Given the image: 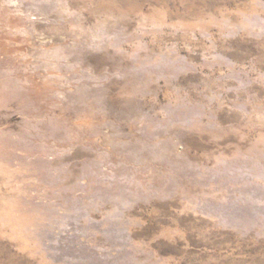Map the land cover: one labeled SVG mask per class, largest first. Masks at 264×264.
Returning <instances> with one entry per match:
<instances>
[{"label":"rangeland","instance_id":"obj_1","mask_svg":"<svg viewBox=\"0 0 264 264\" xmlns=\"http://www.w3.org/2000/svg\"><path fill=\"white\" fill-rule=\"evenodd\" d=\"M0 264H264V0H0Z\"/></svg>","mask_w":264,"mask_h":264}]
</instances>
